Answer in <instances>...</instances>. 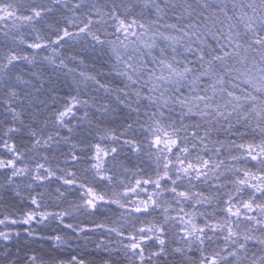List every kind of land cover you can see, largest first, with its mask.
Segmentation results:
<instances>
[{
  "label": "snow or ice",
  "instance_id": "1",
  "mask_svg": "<svg viewBox=\"0 0 264 264\" xmlns=\"http://www.w3.org/2000/svg\"><path fill=\"white\" fill-rule=\"evenodd\" d=\"M0 264H264V0H0Z\"/></svg>",
  "mask_w": 264,
  "mask_h": 264
}]
</instances>
